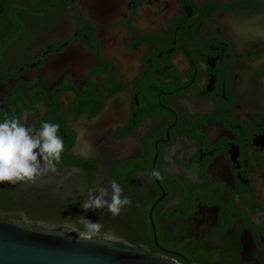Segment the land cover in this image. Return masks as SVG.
<instances>
[{"label": "flooded vegetation", "instance_id": "1", "mask_svg": "<svg viewBox=\"0 0 264 264\" xmlns=\"http://www.w3.org/2000/svg\"><path fill=\"white\" fill-rule=\"evenodd\" d=\"M117 16L0 0V119L57 123L65 143L55 171L0 183V219L177 264H264V0H128ZM112 181L130 203L86 213L100 234L72 231Z\"/></svg>", "mask_w": 264, "mask_h": 264}, {"label": "water", "instance_id": "2", "mask_svg": "<svg viewBox=\"0 0 264 264\" xmlns=\"http://www.w3.org/2000/svg\"><path fill=\"white\" fill-rule=\"evenodd\" d=\"M86 16L103 24L125 10L128 0H79ZM68 55L60 58L67 62ZM0 264H177L110 241L0 219Z\"/></svg>", "mask_w": 264, "mask_h": 264}, {"label": "clouds", "instance_id": "3", "mask_svg": "<svg viewBox=\"0 0 264 264\" xmlns=\"http://www.w3.org/2000/svg\"><path fill=\"white\" fill-rule=\"evenodd\" d=\"M64 150V138L57 123L42 121L36 129L19 116L0 119V183L35 182L37 177L56 170ZM122 191L116 181L110 183V189L102 185L89 189L87 198L80 204L85 214L68 218L73 221L72 231L80 235L100 234L104 225L86 213L106 208L113 216H118L130 203L127 196H122Z\"/></svg>", "mask_w": 264, "mask_h": 264}]
</instances>
